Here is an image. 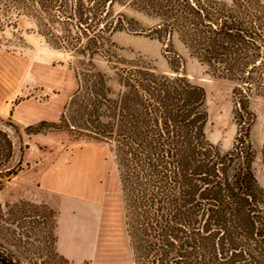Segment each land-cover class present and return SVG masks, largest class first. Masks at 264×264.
<instances>
[{"label":"rangeland","instance_id":"obj_1","mask_svg":"<svg viewBox=\"0 0 264 264\" xmlns=\"http://www.w3.org/2000/svg\"><path fill=\"white\" fill-rule=\"evenodd\" d=\"M214 2L230 0H118L107 19L113 25L101 32L102 54L88 61L67 48L77 42L70 31L47 36L22 13L0 25V131L12 143L7 157L0 134L1 257L12 264H135L114 145L83 135L95 129L79 104L102 93V75L116 92L117 69L177 75L202 87L208 141L221 152L249 143L264 188V46L245 54L244 62L256 59L246 77L238 68L226 72L233 63L211 45L214 27L196 7L217 19ZM242 101L255 114L250 130ZM8 168L25 173L12 186ZM15 186L20 195L9 202Z\"/></svg>","mask_w":264,"mask_h":264},{"label":"trees","instance_id":"obj_2","mask_svg":"<svg viewBox=\"0 0 264 264\" xmlns=\"http://www.w3.org/2000/svg\"><path fill=\"white\" fill-rule=\"evenodd\" d=\"M117 2L0 0V10L6 8L0 25H11L22 13L47 36L59 32L67 38L63 33L70 31L77 42L67 48L88 61L92 54H102L101 32L113 25L107 19ZM213 4L217 19L196 4L201 20L214 27L211 45L232 61L226 72L238 68L246 77L256 60L244 62L247 52L264 46V0ZM114 74L116 92L102 75V93L84 95L79 104L95 129L83 135L114 145L135 264H264V188L254 173L250 144L242 141L221 152L208 141L205 92L188 79L160 73L147 78L126 69ZM230 79L246 83L243 77ZM242 103L239 114L253 117L250 130L255 114ZM0 134L10 157L12 143ZM5 171L7 180L17 174ZM0 264L12 263L0 256Z\"/></svg>","mask_w":264,"mask_h":264},{"label":"crops","instance_id":"obj_3","mask_svg":"<svg viewBox=\"0 0 264 264\" xmlns=\"http://www.w3.org/2000/svg\"><path fill=\"white\" fill-rule=\"evenodd\" d=\"M23 174H25L24 173V171H19L16 175H14L11 179H10V185H8V186H12L11 185V183L12 182H14V181H17L18 180V178H20V176L21 175H23ZM15 192V194H13V192H12V194L11 195H14V197L13 196H7V198H8V201L9 202H13V201H17L16 199V197L18 196V195H20V192H17L18 191V187L17 186H15L14 187V189H13ZM3 191V190H2ZM2 191L0 192V194H2ZM19 191H20V189H19ZM17 192V193H16ZM22 197V196H21ZM24 199V198H23ZM26 201V200H25Z\"/></svg>","mask_w":264,"mask_h":264}]
</instances>
